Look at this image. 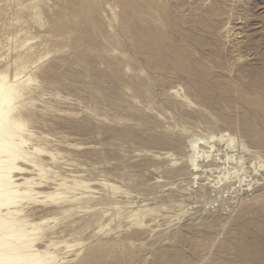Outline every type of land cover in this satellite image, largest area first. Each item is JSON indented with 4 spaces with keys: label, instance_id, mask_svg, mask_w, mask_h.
Here are the masks:
<instances>
[{
    "label": "rangeland",
    "instance_id": "rangeland-1",
    "mask_svg": "<svg viewBox=\"0 0 264 264\" xmlns=\"http://www.w3.org/2000/svg\"><path fill=\"white\" fill-rule=\"evenodd\" d=\"M0 84L41 264H264V0H0Z\"/></svg>",
    "mask_w": 264,
    "mask_h": 264
},
{
    "label": "bare ground",
    "instance_id": "bare-ground-1",
    "mask_svg": "<svg viewBox=\"0 0 264 264\" xmlns=\"http://www.w3.org/2000/svg\"><path fill=\"white\" fill-rule=\"evenodd\" d=\"M0 87H1V84H0ZM8 99H9V95L6 92H4L2 94L3 102L5 103L8 102ZM8 113L9 112H7V114ZM7 114H5V117L7 116ZM0 125L2 126L1 123ZM4 131L8 135L10 134V132L8 131L6 127H4ZM1 151L4 153L5 149H3L0 143V152ZM2 169H5V168H2ZM5 171L6 172H3V170L2 172L0 171V236L2 237L5 232L7 233L9 231L8 232L9 236L10 237L12 236L14 240H13V244L10 245V244H7V242L3 241L4 239L0 238V240L2 241V242L0 241V253H5V254H0V264H41L42 257L38 253H34L31 250V244L25 245L24 242L21 241L22 234L24 235L25 233L18 231L19 224L16 222V224L14 223L15 225L14 224L8 225V223H11L13 221L10 215V213L12 212L10 210L11 209L10 206L12 207L13 204H15V202H17L18 199L21 198V195L18 194L17 192L18 190L14 189V187L12 186L11 175L9 174L10 172H7V169H5ZM22 196H25V194ZM14 210H16V208Z\"/></svg>",
    "mask_w": 264,
    "mask_h": 264
}]
</instances>
